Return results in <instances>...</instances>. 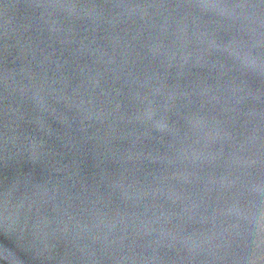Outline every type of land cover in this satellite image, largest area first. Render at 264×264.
<instances>
[{"label":"water","instance_id":"1","mask_svg":"<svg viewBox=\"0 0 264 264\" xmlns=\"http://www.w3.org/2000/svg\"><path fill=\"white\" fill-rule=\"evenodd\" d=\"M0 264H264V0H0Z\"/></svg>","mask_w":264,"mask_h":264}]
</instances>
